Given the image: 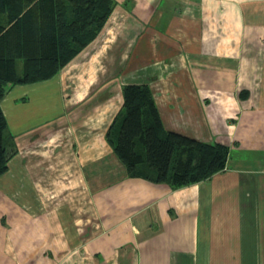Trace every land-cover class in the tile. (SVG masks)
Masks as SVG:
<instances>
[{"label":"crops","instance_id":"0c3cea01","mask_svg":"<svg viewBox=\"0 0 264 264\" xmlns=\"http://www.w3.org/2000/svg\"><path fill=\"white\" fill-rule=\"evenodd\" d=\"M127 17L140 31L122 44ZM105 55L121 67L119 92L149 85L166 129L226 144L225 168L175 189L128 176L104 137L113 95L83 129L18 147L55 114L51 88L82 62L92 78ZM58 95L61 113L85 98ZM0 106L16 149L0 175V264H264V0H115L90 44Z\"/></svg>","mask_w":264,"mask_h":264},{"label":"trees","instance_id":"16d2710c","mask_svg":"<svg viewBox=\"0 0 264 264\" xmlns=\"http://www.w3.org/2000/svg\"><path fill=\"white\" fill-rule=\"evenodd\" d=\"M115 0H0V100L16 84L56 75L102 30ZM17 60H21L20 68ZM105 140L130 177L175 189L226 166V144L164 127L147 83H125ZM0 106V175L15 153Z\"/></svg>","mask_w":264,"mask_h":264},{"label":"rangeland","instance_id":"374dc122","mask_svg":"<svg viewBox=\"0 0 264 264\" xmlns=\"http://www.w3.org/2000/svg\"><path fill=\"white\" fill-rule=\"evenodd\" d=\"M122 19L123 22L117 25V34L120 38L122 36L120 41L123 44V43H128V41H131L132 39L136 38L140 30L139 28L135 27L132 22H130L132 21V19H129L128 17ZM98 46L99 44L96 45V48L93 50L94 52L97 51ZM123 48L124 45H120V44L117 45V50L119 52L123 51ZM127 48L129 49V46ZM137 49L139 50V46H137ZM138 50H136L135 52L137 53ZM86 51L87 49L83 52L86 53ZM116 52H117L116 49L115 50L111 49V53L116 54ZM136 53L133 54V61H131V64L128 66L125 72L134 70L135 64L137 63L135 56ZM96 57L97 55L96 56L94 55L92 58L95 59ZM87 59L88 57H86V60L84 61L88 62L90 58L88 60ZM110 59L112 60L111 56H106L105 59L103 57L99 59V65H97V67L95 68V73L92 78L86 77L87 72L83 73V68H82L83 62H82L77 68H75L70 72L71 75L69 79L65 81V86L62 84L58 86L57 84L58 87L54 86L53 89L51 88V90L53 91L52 94L53 96L51 97L52 98L51 104H53L52 107H54L53 111L55 114L51 115V117L47 119L42 120L41 128L38 129L39 133H37L35 136H32L31 139L29 138L28 140L26 138L27 135H22L16 138L15 139L16 142L19 141L18 147L27 146L28 144H33L39 141H45V139L48 137L47 136L48 133H55L58 131H66V130L68 131V128L83 129L84 127L81 126L82 118L83 116L87 115V113L90 112L95 105L101 104L100 103L101 101L106 100L108 98L111 99V95H113L116 98L117 97L120 98L121 94L119 92V86L120 83L122 82V79H120L119 76L115 77L113 75L118 73L122 75L123 73L120 71L121 67H119V69L117 67L114 68L115 66L114 64H113V68H111L112 63H108L111 62ZM21 63H22L21 60H17L18 68H20ZM84 65L86 64L84 63ZM88 68L89 67H86V70ZM130 73L132 72L131 71L128 72V74ZM81 77L83 78L81 79ZM58 94L66 95L67 97H71L72 95H74L77 96V98H79L78 95H82V97L85 96V98L80 103L75 102L69 104L67 110H65L64 113L63 111L61 113L60 104L55 103L56 99L58 100L57 97ZM88 96H90V98L89 100L86 101L85 99H87ZM93 103L95 104L94 106L92 105ZM3 105L6 104L3 103ZM49 121L50 123H47ZM38 130L36 131L38 132ZM33 133L35 132L33 131L30 132L29 134H33Z\"/></svg>","mask_w":264,"mask_h":264}]
</instances>
